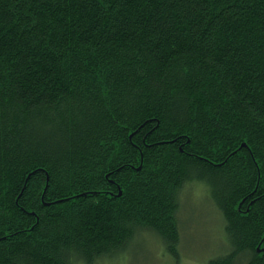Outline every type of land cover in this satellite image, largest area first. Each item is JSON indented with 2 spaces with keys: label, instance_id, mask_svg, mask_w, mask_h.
<instances>
[{
  "label": "trees",
  "instance_id": "trees-1",
  "mask_svg": "<svg viewBox=\"0 0 264 264\" xmlns=\"http://www.w3.org/2000/svg\"><path fill=\"white\" fill-rule=\"evenodd\" d=\"M191 185L264 264V0H0V264L178 259Z\"/></svg>",
  "mask_w": 264,
  "mask_h": 264
},
{
  "label": "rangeland",
  "instance_id": "rangeland-1",
  "mask_svg": "<svg viewBox=\"0 0 264 264\" xmlns=\"http://www.w3.org/2000/svg\"><path fill=\"white\" fill-rule=\"evenodd\" d=\"M179 220L178 259L169 256L154 235L143 234L117 256L99 259L94 264H204L225 250L220 215L202 186L185 188Z\"/></svg>",
  "mask_w": 264,
  "mask_h": 264
}]
</instances>
